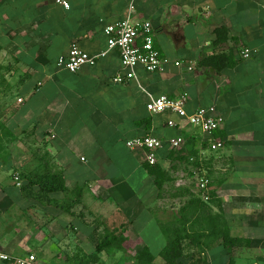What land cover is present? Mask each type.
Segmentation results:
<instances>
[{
    "label": "crops",
    "instance_id": "1",
    "mask_svg": "<svg viewBox=\"0 0 264 264\" xmlns=\"http://www.w3.org/2000/svg\"><path fill=\"white\" fill-rule=\"evenodd\" d=\"M67 1L69 9L0 0V249L34 254L38 264H169L163 225L181 209L163 207L164 191L195 157L193 167L225 169L212 173L211 188L239 242L228 251L218 241L199 256L191 247L197 256L182 264H264V0ZM130 14L152 24L160 71L138 68L137 80L116 84V50L76 73L58 67L73 44L106 51V26ZM245 48L257 54L245 60ZM184 93L189 114L216 106L225 118L215 132L226 140L219 165L200 161L201 130L148 111L150 96ZM148 135L164 142L157 165L171 181L162 189L145 150L126 145ZM180 137L184 145L172 149Z\"/></svg>",
    "mask_w": 264,
    "mask_h": 264
},
{
    "label": "built area",
    "instance_id": "2",
    "mask_svg": "<svg viewBox=\"0 0 264 264\" xmlns=\"http://www.w3.org/2000/svg\"><path fill=\"white\" fill-rule=\"evenodd\" d=\"M57 4L65 9L70 8L67 0H55ZM107 35V50L98 55H90L78 46L73 44L65 56L58 60V67L71 73L78 72L83 66L95 65L99 58L106 56L111 50H116L120 56V69L113 78L116 84H124L137 80V69L143 68L148 73H156L161 70L166 62L155 45V32L152 24L148 21H138L132 18L131 14L124 20L108 25L105 28ZM257 54L255 49L245 48L242 50V58L247 60ZM22 102V99H19ZM188 95L186 93L170 97L162 95L157 98L150 96L148 111L152 115L172 113L180 117L189 124L191 128H198L207 137L206 150H199L200 161L212 159L219 165L222 153L225 151L226 140L215 136V132L221 130L225 124L224 116L218 111L216 106L200 108L196 112L189 114L186 110ZM170 127L178 124L172 120L168 121ZM172 149L179 150L184 145V139L174 138L169 140ZM130 150L142 148L146 152V163L156 165L158 162L157 152L163 148L164 142L154 136H145L127 141ZM210 155L209 159L207 155ZM192 163L187 170L174 173L173 178L178 187L192 188V194L205 203L211 201L213 192V172L217 170L225 171L223 168L212 167V172L205 167H193L196 158L190 159ZM19 183V175L15 177ZM189 196L166 199L163 207L172 211H179L184 207ZM0 261L13 262L14 264H38L34 254L26 257H14L0 249Z\"/></svg>",
    "mask_w": 264,
    "mask_h": 264
},
{
    "label": "trees",
    "instance_id": "3",
    "mask_svg": "<svg viewBox=\"0 0 264 264\" xmlns=\"http://www.w3.org/2000/svg\"><path fill=\"white\" fill-rule=\"evenodd\" d=\"M223 56L213 57L204 60V64H211L214 61L222 60ZM149 174L155 177L157 187L162 189L165 182L171 181V178L165 173L159 165L146 164ZM212 198L214 192L211 193ZM189 196L190 199L186 205L181 208L179 217L172 222L163 225V230L168 238V248L163 252V257L169 264H182V259L186 257L185 251L194 247L199 254L210 249L216 242L221 241L222 246L230 251L239 242L232 239L227 221L223 215L221 204L211 198L210 203H205L188 192L187 189H181L173 198ZM217 208L218 211H215ZM116 240L113 237L110 241H105L98 246V250L111 246ZM189 242V243H188ZM190 255V254H189ZM192 256H197L191 254ZM201 256V255H200ZM178 261V262H177ZM192 264H206L202 258H197ZM230 264H234L231 261Z\"/></svg>",
    "mask_w": 264,
    "mask_h": 264
},
{
    "label": "rangeland",
    "instance_id": "4",
    "mask_svg": "<svg viewBox=\"0 0 264 264\" xmlns=\"http://www.w3.org/2000/svg\"><path fill=\"white\" fill-rule=\"evenodd\" d=\"M185 171H188V170H186L185 169ZM182 188L181 187H178L177 185H176V183H172V184H169L168 185V187L165 189V191L164 192H166L165 193V198L166 199H172L171 198V196L172 195H174V194H176L179 190H181ZM169 212H174L175 213V211H171V210H168ZM179 213V212H178ZM172 222V221H171ZM193 250H189V249H187L186 251H185V255H186V257H187V255H189V254H191V253H196V250H194V248H192Z\"/></svg>",
    "mask_w": 264,
    "mask_h": 264
}]
</instances>
